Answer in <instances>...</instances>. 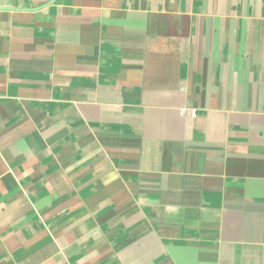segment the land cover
<instances>
[{"label": "crops", "instance_id": "0c3cea01", "mask_svg": "<svg viewBox=\"0 0 264 264\" xmlns=\"http://www.w3.org/2000/svg\"><path fill=\"white\" fill-rule=\"evenodd\" d=\"M0 264H264V0H0Z\"/></svg>", "mask_w": 264, "mask_h": 264}, {"label": "water", "instance_id": "95a60500", "mask_svg": "<svg viewBox=\"0 0 264 264\" xmlns=\"http://www.w3.org/2000/svg\"><path fill=\"white\" fill-rule=\"evenodd\" d=\"M0 8H9V7L2 6V7H0Z\"/></svg>", "mask_w": 264, "mask_h": 264}]
</instances>
